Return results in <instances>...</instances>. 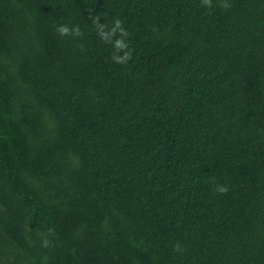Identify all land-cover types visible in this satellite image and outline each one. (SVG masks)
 <instances>
[{
	"label": "trees",
	"instance_id": "trees-1",
	"mask_svg": "<svg viewBox=\"0 0 264 264\" xmlns=\"http://www.w3.org/2000/svg\"><path fill=\"white\" fill-rule=\"evenodd\" d=\"M227 2L0 0V264H264V0Z\"/></svg>",
	"mask_w": 264,
	"mask_h": 264
},
{
	"label": "clouds",
	"instance_id": "clouds-1",
	"mask_svg": "<svg viewBox=\"0 0 264 264\" xmlns=\"http://www.w3.org/2000/svg\"><path fill=\"white\" fill-rule=\"evenodd\" d=\"M202 4L206 7H212V0H202ZM219 7L223 10H227L231 7V4L227 0H220ZM93 25L97 31V34L105 41V43L111 44L114 49L112 60L118 64H126L132 59V52L129 49L128 37L130 33L124 27V22L119 18L115 19L112 25L102 24L100 16L90 17ZM57 33L61 37H82L84 35L79 24L69 27L66 24H60L57 29ZM219 194H225L228 191L227 185L218 184L214 189ZM47 243V242H45ZM178 248V246H176Z\"/></svg>",
	"mask_w": 264,
	"mask_h": 264
}]
</instances>
